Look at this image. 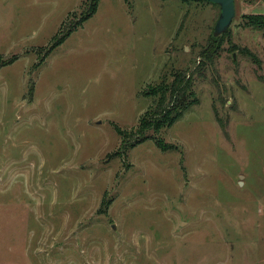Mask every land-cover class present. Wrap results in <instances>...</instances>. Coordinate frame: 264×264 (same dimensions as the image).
<instances>
[{
	"label": "rangeland",
	"instance_id": "374dc122",
	"mask_svg": "<svg viewBox=\"0 0 264 264\" xmlns=\"http://www.w3.org/2000/svg\"><path fill=\"white\" fill-rule=\"evenodd\" d=\"M234 9L0 0V264H264V0ZM177 72L196 102L143 131Z\"/></svg>",
	"mask_w": 264,
	"mask_h": 264
},
{
	"label": "trees",
	"instance_id": "16d2710c",
	"mask_svg": "<svg viewBox=\"0 0 264 264\" xmlns=\"http://www.w3.org/2000/svg\"><path fill=\"white\" fill-rule=\"evenodd\" d=\"M182 2L189 0H180ZM88 11L81 23L93 16L97 10L98 0H87ZM244 26L257 30L264 35V14L251 15L245 18ZM68 34H64L56 40L54 47L60 45ZM163 92L148 117L140 119L139 127L143 131L151 130L155 133L172 126L182 113L191 107L196 101L188 100L191 96V80L185 74L177 72L172 82L164 86ZM144 138L138 141H143Z\"/></svg>",
	"mask_w": 264,
	"mask_h": 264
},
{
	"label": "water",
	"instance_id": "95a60500",
	"mask_svg": "<svg viewBox=\"0 0 264 264\" xmlns=\"http://www.w3.org/2000/svg\"><path fill=\"white\" fill-rule=\"evenodd\" d=\"M205 2L217 5L220 14L213 28V36L218 38L225 34L234 17V0H203Z\"/></svg>",
	"mask_w": 264,
	"mask_h": 264
}]
</instances>
